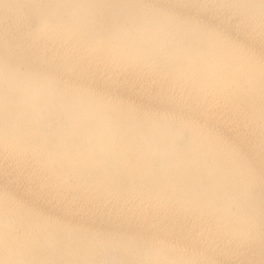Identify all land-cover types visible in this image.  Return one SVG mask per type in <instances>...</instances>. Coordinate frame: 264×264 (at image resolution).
Segmentation results:
<instances>
[{"label": "bare ground", "instance_id": "6f19581e", "mask_svg": "<svg viewBox=\"0 0 264 264\" xmlns=\"http://www.w3.org/2000/svg\"><path fill=\"white\" fill-rule=\"evenodd\" d=\"M0 264H264V0H0Z\"/></svg>", "mask_w": 264, "mask_h": 264}]
</instances>
